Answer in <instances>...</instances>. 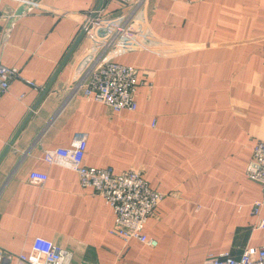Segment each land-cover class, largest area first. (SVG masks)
Listing matches in <instances>:
<instances>
[{
    "label": "crops",
    "instance_id": "crops-1",
    "mask_svg": "<svg viewBox=\"0 0 264 264\" xmlns=\"http://www.w3.org/2000/svg\"><path fill=\"white\" fill-rule=\"evenodd\" d=\"M99 4L108 18L126 9L42 0L3 32L18 7L0 0V62L21 72L0 97V264H28L18 255L35 237L69 251L70 264H190L263 245L251 207L264 191L245 168L264 140V0H147L141 22L155 51L113 56L140 82L135 110L121 111L69 91L88 49L81 14ZM78 131L83 164L140 170L164 194L143 230L154 246L125 243L102 197L43 160Z\"/></svg>",
    "mask_w": 264,
    "mask_h": 264
},
{
    "label": "built area",
    "instance_id": "built-area-1",
    "mask_svg": "<svg viewBox=\"0 0 264 264\" xmlns=\"http://www.w3.org/2000/svg\"><path fill=\"white\" fill-rule=\"evenodd\" d=\"M14 1L17 7L23 8L20 14L40 9L42 2ZM113 1L126 7L118 18L105 17L102 4L81 14L79 30L88 48L83 56L90 55V58L79 74L74 76L69 91L72 95L80 92L84 97L102 102L115 111L135 110V93L140 84L135 68L115 61L113 56L128 49L155 51L153 38L141 22V12L147 0ZM15 78H21L19 68L0 62V97ZM86 145L87 133L78 131L73 135L69 146L45 149L43 160L72 169L77 173L82 187H91L102 197L114 212L112 232L125 243L130 239H137L154 246L156 240L148 237L143 230L148 217L164 194L152 189L140 170L128 169L116 173L110 167L83 164ZM245 173L250 179L257 181L264 191V140L254 144ZM30 179L43 182L45 175L34 172ZM263 204L264 196L254 200L251 207V213L257 218L255 226L261 229H264V216L261 214ZM3 256L0 250V263L5 259ZM18 260L28 264H70L71 253L48 239L35 237L30 252L19 254ZM190 264H264V244L245 249L239 257L221 252Z\"/></svg>",
    "mask_w": 264,
    "mask_h": 264
},
{
    "label": "water",
    "instance_id": "water-1",
    "mask_svg": "<svg viewBox=\"0 0 264 264\" xmlns=\"http://www.w3.org/2000/svg\"><path fill=\"white\" fill-rule=\"evenodd\" d=\"M22 7L19 6L16 10H15V14L13 16H11L7 22L5 23L4 27H3V32H6L8 30V28L10 27L12 21L14 20L16 15H19L22 12ZM80 36L82 35L81 32L79 34ZM79 36V37H80ZM90 58V55H86L84 56L79 63L77 64L76 68H75V74L74 76H77L79 74V72L83 69V67L85 66L86 62L88 61V59Z\"/></svg>",
    "mask_w": 264,
    "mask_h": 264
}]
</instances>
